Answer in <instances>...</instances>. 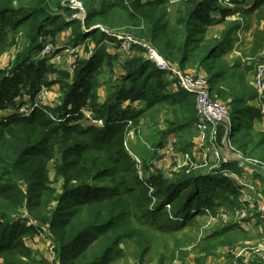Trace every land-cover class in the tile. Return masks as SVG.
<instances>
[{"label": "trees", "instance_id": "trees-1", "mask_svg": "<svg viewBox=\"0 0 264 264\" xmlns=\"http://www.w3.org/2000/svg\"><path fill=\"white\" fill-rule=\"evenodd\" d=\"M78 1L84 10L83 22L72 19L79 11L68 0H0V56L16 45L18 37L23 45L13 64L0 70V111L12 108L15 99L24 95L33 98L41 86L59 84V106L52 114L69 111L75 115L61 123L40 110L28 117L0 118L1 264H49L23 240L41 229L54 245L58 264H111L124 259L144 264L158 235L171 236L173 253L183 264L184 249L195 237L182 234L178 238L177 233L187 227L195 231L197 218H204L205 210L214 215L217 209L234 208L238 186L202 170L168 174L149 171L144 165V176L138 177L123 145L128 124L162 121L166 127L158 145L163 147L165 138L173 134L178 149L189 151L197 121L196 99L173 89L165 74L142 56V50L123 60L118 53L106 52L104 43L114 38L98 26L121 28L147 40L181 69H201L213 96L230 99L232 115L245 114L230 136L232 145L245 158L264 163L263 155L252 156L262 146L251 141L252 125L261 120L259 111L248 104L256 96L238 83L250 68L238 58L231 64L225 60L236 32L243 30L238 19L255 21L244 55L257 56L264 49V0L237 10L221 8L216 0H184L175 7L171 20L159 9L161 1ZM234 14H238L236 20L225 22ZM219 24L221 31L208 35V29ZM67 28L70 43L89 39L95 44L89 59L76 60L71 75L47 60L33 61L47 39L53 45ZM85 49L89 51L88 46ZM103 69H108L107 79L101 78ZM50 74H56L57 80L50 81ZM100 87L106 94L102 103ZM125 102L141 103L142 108L123 107ZM83 108L104 126L76 123ZM224 134L220 129V145ZM231 164L237 165L229 163L231 169ZM23 213L26 222L35 223L25 226ZM240 231L236 224L216 228L196 247L205 256H213L229 238L242 235ZM158 259V264H165L164 254Z\"/></svg>", "mask_w": 264, "mask_h": 264}, {"label": "built area", "instance_id": "built-area-1", "mask_svg": "<svg viewBox=\"0 0 264 264\" xmlns=\"http://www.w3.org/2000/svg\"><path fill=\"white\" fill-rule=\"evenodd\" d=\"M220 1L229 4V6L243 3L245 8H251L255 4V0ZM75 5L77 8L81 9L80 2H77ZM72 19H79L81 22H83L84 10L81 14V17L73 15ZM98 28L101 31L106 32L109 37L114 38V41L111 43L115 46L119 53L132 55L137 49L142 50V56L147 60V62L154 65L158 71L165 74V77L168 82L171 83V86H173L175 89L195 96L197 121L194 126L195 131L198 133L197 146H199L200 149H203L204 154L211 156V160L214 164L213 169H211L208 174L211 176L219 174L224 178L231 180L236 186H238V195L235 199L234 208L231 210H227L225 208L217 209L214 215H212L208 210H205V217H208L211 222L215 221L217 218H221V220L225 222L229 221L228 217L231 216L233 224L238 225L242 230L250 232L254 229V227L257 226L255 225L256 219L264 222V187H259L256 181L246 179L243 173H240L242 174L240 175L232 170H225L224 167H226L229 163L226 162V159L223 157L222 150L217 146L207 148L205 145L206 136L213 127L219 125L226 126V144L229 146H231L230 136L232 135V124L230 117L231 110L228 105L222 103L212 95L206 75L204 73L193 74L191 72H186L177 65L171 64L165 60L150 43L145 40L136 38L123 32L118 33L114 30H106L100 26H98ZM67 31L70 35L71 30L68 29ZM84 33H86V31H84ZM61 49L60 47L54 46L51 43L47 44L46 42L42 49L35 55V59L37 61L48 60L49 58H51V60H58L60 57L58 52ZM66 49L68 56L67 65H69L67 69L69 70L70 68V72H72L75 61L78 59V52H76L75 48L67 47ZM255 87L258 95H263L260 97L264 98V64H260L257 67V72L255 75ZM27 97L30 99L29 102H18V98L15 99L14 105H16V115L28 117L34 111L40 110L46 113L51 120L57 123L65 122L75 116L69 113V111L64 115H53L51 110L56 109L59 106V101L55 103L54 107H50L48 105L50 101V93L47 91L46 87L41 86L33 98L30 96ZM25 103H28V106H26ZM258 109L260 117L264 119V108L262 107ZM68 110H70V107ZM80 114L82 117L76 123L85 126H95L98 128L104 126L103 121L101 119L94 118L87 109H81ZM128 127L129 129L125 134L123 145L125 151L134 164V168L138 177L141 179L143 171L142 159L139 155L131 152L129 146L134 139L139 137L140 130L138 126H134L131 123L128 124ZM174 146L175 142L169 140L166 142L165 149L166 151H169V154H171L172 158H176L175 162L179 164L183 158L185 161H188V164L191 163L189 155L184 154L182 156L177 154L174 150ZM188 164L178 167L183 168V170L188 173L191 169V166ZM238 167L242 168L243 166L238 165ZM165 208L168 209L169 206L167 205ZM257 230L259 234H262L260 229ZM38 233L41 238H44L46 235L45 229H41L38 231ZM46 238L49 239L48 236ZM47 242L49 250L53 252V243L50 239ZM215 258H217L218 261L221 260L224 262V264H264V239L260 242L256 241V243L248 242L235 246H225L219 248L216 251ZM193 262L194 259H188L187 264H193Z\"/></svg>", "mask_w": 264, "mask_h": 264}, {"label": "rangeland", "instance_id": "rangeland-1", "mask_svg": "<svg viewBox=\"0 0 264 264\" xmlns=\"http://www.w3.org/2000/svg\"><path fill=\"white\" fill-rule=\"evenodd\" d=\"M69 1V5L71 8L73 9H77L80 12L78 14H76L75 16L81 17V14L83 12V7L81 5V9L76 7V3L79 2L78 0H68ZM142 2H147V1H151V2H158L161 1L163 4H161V7H159L160 10H164L165 11V15L167 20H171L172 16L174 15V9L175 7L180 4V2L184 1V0H141ZM217 4L224 9H230V10H237L238 8H245L243 6V3H238V4H234V6H229V4L227 3H223L220 0H216ZM81 4V3H80ZM238 18V14H234L232 16H229L225 19V22H232L234 20H236ZM238 22H240L243 26V30L241 31H237L235 38L236 41H233L232 43V48L227 52V54L225 55V60H227L228 62H230V64L235 60V59H240L241 62L243 64H245L249 69L248 72L244 73L242 75V79L239 80L238 83H240L241 86H244L246 89L251 88L252 91H254L255 93V99L253 101H251V104L249 105L251 108L254 109H258V108H264V98L260 97L263 95H258L257 91H256V87H255V75L257 72V67L260 64H264V49L257 55V56H245L244 54L246 53V51L248 50L249 46H245V41L243 39L244 31L246 30V25L248 24L249 27L252 26V24H255L253 19H249L248 21L250 22H246L242 19H238ZM103 29H106L105 27L101 26ZM223 25L219 24L218 26H214V27H210L208 29V35H212L214 33H218L221 31ZM69 28H67L65 30V32L68 34V30ZM107 30V29H106ZM129 30H133V27H131V29ZM115 32L118 33H126L129 35H132L130 33L125 32L124 29H117L114 30ZM253 31V30H252ZM252 33V32H251ZM69 35V34H68ZM70 36V35H69ZM49 41V39H47ZM145 40V39H143ZM47 42L50 43V42ZM147 41V40H146ZM20 42L19 37L16 39V45L12 46L6 53H4L2 56H0V70L1 69H8L14 62L16 56L22 51V47L23 45ZM71 42V37L66 41V44L64 46V49H61L60 52L58 53L60 55L58 60H51V58H49L47 61L49 64H53V66L56 69H60V70H64L65 72H67L68 74H72V72H70V68L69 70L67 69L69 67V65H67V61H68V56L66 53V48H70L72 46H75L76 52H78V59H89L91 54L94 51V46L95 44L90 42L89 39H84V43H77L75 44L73 41ZM18 43V45H17ZM85 46H88V52L85 49ZM105 46V51H110L112 52L113 50H117L115 48V46L110 42L107 41L106 43H104ZM73 48V47H72ZM113 49V50H112ZM120 55H125V54H121ZM122 57H126L122 56ZM33 61H37L35 59V55H34V59ZM42 61V60H40ZM244 65V66H245ZM114 66V65H113ZM245 66V67H246ZM190 69L195 70V72L190 71ZM104 72L101 75V78L103 79H107L109 77L108 74V69H103ZM186 72H191L194 74H200V73H204L201 69L198 70L196 68H189V69H183ZM117 70L115 69L113 72V78L116 76ZM205 74V73H204ZM47 77L53 80H57L58 76L56 74H50L47 75ZM51 81V80H50ZM59 84H53L50 87L46 88L47 91L50 93V101H49V106L50 107H54L55 103L60 101V89H59ZM98 93L101 94V97L105 98V91L103 89V87H100L98 89ZM24 94V93H22ZM27 96V95H24ZM22 96L24 99L22 100V102H29V98L28 97H24ZM217 99V98H216ZM219 101H221L222 103L226 104L229 106V101L230 99L227 100H221L218 98ZM19 102V101H18ZM249 104V103H248ZM26 106H28V103H25ZM15 106V105H14ZM13 106V107H14ZM229 108L231 109V107L229 106ZM9 109V108H7ZM7 109L5 110H1L0 111V116L3 115ZM7 114V113H5ZM231 117V124H232V128H231V133L233 134V130H235V127L242 122L243 119H245V114H236V115H232L230 114ZM152 124V123H151ZM150 124V125H151ZM144 124L143 121L140 122L137 126L140 130V135L138 138L134 139L133 141L136 142H140L141 147H143V149L145 148V150L147 149L148 151H150L151 153H153L150 156H145V157H141L142 159V163H143V168L144 165H146L149 168V171L152 170H161L165 173L170 174L178 172L183 170V168H179L178 166H185L188 164V161H185L182 158V161L177 164L175 162L176 158H172L171 154H169V151H166L165 147H160L158 145L159 141H160V132L163 131L165 129V123L164 122H160L159 124H152V126ZM226 126L223 125H219L216 127H213L210 129V131L208 132L207 136H206V140H205V145L207 148H211V147H219V149L223 150V146L220 145V141H219V130L220 129H224L225 130ZM194 137L191 139V148L189 151H181L179 150V144H175V152L177 154L180 155H184V154H188L189 158H190V162L188 165L191 166L190 168V172L192 171H198V170H202L204 171V173L209 172L211 169H213L214 164L213 161L211 160V156L208 154H204L203 149H199V146H197V143H193V140H197L198 139V133L196 131ZM251 141L255 144L256 143H260L262 142V146H259L258 148H256V152L252 154L253 157L255 158H260V155L264 156V119L261 117L260 122H257L255 124L252 125V129H251ZM224 137V136H223ZM132 141V142H133ZM148 141V142H147ZM223 141V138H222ZM131 142V143H132ZM178 142V141H177ZM130 143V144H131ZM231 146L227 145V148L232 152V153H236L239 154L243 157H245L244 155H242V153H240L236 146L232 145V142H230ZM130 146V145H129ZM198 147L199 150H197L196 154H193L192 150L193 147ZM260 152V154H259ZM251 161H254L256 163L262 164L264 165L263 162L259 161L258 159H250L247 158ZM237 164V163H236ZM229 166V165H228ZM224 167L225 170H235V171H241L240 173L244 174V177L248 180H253L256 181L259 185V187L263 188L264 187V181L256 176H254V174H252L250 171L244 169L243 167L240 168L237 165H233L231 164V167L233 169H231L230 167ZM242 175V174H240ZM142 176L143 175V171H142ZM25 221L23 223H25V226L28 224H33L35 223L34 220L32 219H28V221L26 222L27 216L23 213ZM198 217V216H197ZM229 221H225L223 222L221 220V218H217L215 219V221H210V219L208 217L204 218H197L198 222H199V226L195 231H192V229H189L188 227L185 228V230H183L182 233H177V237L178 238H182V234H188L190 236L195 237V242L190 246H187L184 251L187 252V256L184 259L183 264H187L188 259H194L193 264H224V262H222L221 260L218 261L217 258H215V254L212 255H207L205 256L204 253H200L198 251V248L196 246H199L202 244L203 239H205L214 229L216 228H223L224 226H228L232 223V219L231 216L228 217ZM257 221H261L259 219H256ZM255 222V223H256ZM22 223V222H20ZM240 229V228H239ZM242 230V229H240ZM192 231V232H190ZM242 232V231H240ZM246 232V231H245ZM243 230V234L236 236L235 238H229L230 241L225 242V244L221 245V246H233V245H239V244H244V243H248V242H255L256 241H261L264 239V237L259 238L256 234L251 233L250 231H247L246 233ZM48 236V233L46 232V235L44 238H41L39 236V233H36L33 237H25L24 243L26 244L27 247H29L33 252L40 254L44 259H46L49 264H58L57 260H56V256L54 251L51 252L48 248V242L49 239L46 238ZM46 239V240H45ZM154 246L151 249L150 254L146 257V260L144 262V264H158V255L159 254H164L165 256V264H181V261L177 260V254L173 253V239L171 238L170 235H158V237L156 238V240L154 241ZM218 250V249H217ZM0 264H1V260H0ZM111 264H135L132 260H120V261H115Z\"/></svg>", "mask_w": 264, "mask_h": 264}, {"label": "crops", "instance_id": "crops-1", "mask_svg": "<svg viewBox=\"0 0 264 264\" xmlns=\"http://www.w3.org/2000/svg\"><path fill=\"white\" fill-rule=\"evenodd\" d=\"M257 1L259 0H255L254 3H256ZM255 28V24H252L251 27H247L246 25V30L244 31V36H243V39L245 41V46H250V42H251V32L252 30ZM70 38V36L65 32H61L60 34H58V36L56 37L55 41H54V46H57V47H62L64 48L65 44H66V41ZM48 41V40H47ZM49 42V41H48ZM113 50V49H112ZM60 52V51H59ZM58 52V53H59ZM109 54H115V53H118L120 55V53L117 51V50H113L112 52L110 51H107ZM122 56H125V55H120L121 59H125L126 57H122ZM127 56V55H126ZM190 71L192 72H195V70L193 69H190ZM194 74V73H193ZM52 80V79H50ZM173 89H175L173 86H172ZM104 91H105V88L103 87ZM99 102L102 103L104 101V97H101V94H99ZM213 95V93H212ZM25 98L27 96H24ZM24 98L23 97H19L17 100L18 101H22ZM251 104V102H249V105ZM132 108V109H135V110H138V109H141L142 108V104L141 103H134V104H129L128 102H125L123 103V107H127L129 106ZM256 110L258 111L259 109L256 108ZM7 113V114H5ZM3 115L0 116V118H6V117H9V116H12V115H15L16 114V105L12 108H9L7 109V111L5 112ZM169 140H172L175 142V144H177V141H178V138L176 135H169L167 136V138H165L164 140V147L166 146V142L169 141ZM148 142V141H147ZM197 140H193V143H196ZM163 147V148H164ZM200 149V148H199ZM198 147H193V154H196L197 153V150H199ZM130 150L131 152L141 156V157H145V156H150L152 155L153 153H151L150 151H148L147 149L145 150V148L143 149V147H141L140 145V142H136V141H133L131 144H130ZM255 225H257L256 227H254V229L251 231V233H254L256 234L259 238L261 237H264V222L263 221H257L255 223ZM257 229H260L262 234H259L258 233V230Z\"/></svg>", "mask_w": 264, "mask_h": 264}, {"label": "water", "instance_id": "water-1", "mask_svg": "<svg viewBox=\"0 0 264 264\" xmlns=\"http://www.w3.org/2000/svg\"><path fill=\"white\" fill-rule=\"evenodd\" d=\"M226 132L222 141V154L228 163H237L243 166L244 169L250 171L254 176L262 179L264 181V165L251 161L239 154L232 153L226 145Z\"/></svg>", "mask_w": 264, "mask_h": 264}]
</instances>
